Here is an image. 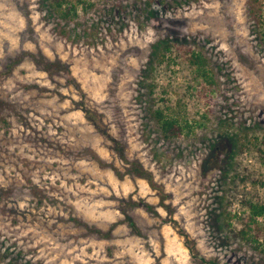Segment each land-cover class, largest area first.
I'll return each instance as SVG.
<instances>
[{
    "label": "rangeland",
    "instance_id": "1",
    "mask_svg": "<svg viewBox=\"0 0 264 264\" xmlns=\"http://www.w3.org/2000/svg\"><path fill=\"white\" fill-rule=\"evenodd\" d=\"M263 21L264 0H0V264H264L238 232L264 203ZM169 43L212 92L154 69Z\"/></svg>",
    "mask_w": 264,
    "mask_h": 264
},
{
    "label": "trees",
    "instance_id": "2",
    "mask_svg": "<svg viewBox=\"0 0 264 264\" xmlns=\"http://www.w3.org/2000/svg\"><path fill=\"white\" fill-rule=\"evenodd\" d=\"M264 23V21H263ZM156 70L163 71L165 75L169 78L171 73L174 71L171 70V64L173 63H186L188 64L194 72L195 77L192 78L193 82L187 83L185 86V89H194L196 91H199L202 89V93H209L212 92L213 88H210L212 84H214V79L211 74H209L208 69L206 68V59L202 56L200 51H198L196 48H193L192 46L185 44V43H169L162 46L157 54L156 57ZM45 67H48L51 65L50 61L45 59L42 62ZM157 71V72H159ZM169 75V76H168ZM169 81H171L169 79ZM198 86L201 87L197 88ZM175 85H172L169 83L167 85V89H165L167 92L166 94H170L171 91H176ZM170 96H167L164 100V108L156 109L155 114L157 117V121L159 123L160 128L164 132L165 137H171L178 135L180 131L185 127L188 129L189 126L180 124L179 120H177V117H172L170 115V108L168 105L174 104L173 101L169 99ZM181 98L177 99L178 106L176 105L177 109L182 105L180 103ZM170 104H169V103ZM178 110L175 109L174 113ZM168 116V117H166ZM145 178H147L149 181L152 180V175L150 173H145ZM249 178V177H247ZM241 181H245V178H241ZM235 183V181H233ZM140 205L144 207L147 211H149V207H151V204L147 202H140ZM249 217L246 223H243V228L239 229L238 232L240 233V236L242 239L246 241H251L255 244V247H258L257 245H261V249L264 250V225L259 224L258 218L264 216V203L258 202L257 204H250L249 205ZM202 261V260H201ZM205 260L203 259V263Z\"/></svg>",
    "mask_w": 264,
    "mask_h": 264
}]
</instances>
